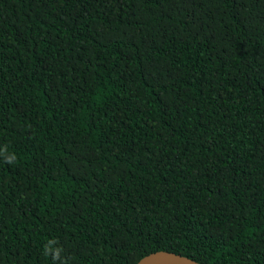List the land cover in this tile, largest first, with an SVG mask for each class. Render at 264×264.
Returning <instances> with one entry per match:
<instances>
[{
  "label": "trees",
  "instance_id": "obj_1",
  "mask_svg": "<svg viewBox=\"0 0 264 264\" xmlns=\"http://www.w3.org/2000/svg\"><path fill=\"white\" fill-rule=\"evenodd\" d=\"M0 264H264V0H0Z\"/></svg>",
  "mask_w": 264,
  "mask_h": 264
},
{
  "label": "water",
  "instance_id": "obj_2",
  "mask_svg": "<svg viewBox=\"0 0 264 264\" xmlns=\"http://www.w3.org/2000/svg\"><path fill=\"white\" fill-rule=\"evenodd\" d=\"M136 264H203L189 256L165 249L142 256Z\"/></svg>",
  "mask_w": 264,
  "mask_h": 264
},
{
  "label": "clouds",
  "instance_id": "obj_3",
  "mask_svg": "<svg viewBox=\"0 0 264 264\" xmlns=\"http://www.w3.org/2000/svg\"><path fill=\"white\" fill-rule=\"evenodd\" d=\"M0 154H3V159L6 163H15L18 159L17 155L13 152L7 154L4 150H0ZM64 248L62 245H59L57 239L52 238L48 239L43 245V255L46 257H51V259L58 264H66L65 257L62 255Z\"/></svg>",
  "mask_w": 264,
  "mask_h": 264
}]
</instances>
